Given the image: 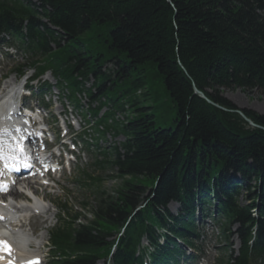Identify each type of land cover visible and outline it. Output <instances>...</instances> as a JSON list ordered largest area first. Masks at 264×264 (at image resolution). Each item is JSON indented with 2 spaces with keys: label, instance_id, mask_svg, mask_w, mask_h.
I'll return each instance as SVG.
<instances>
[{
  "label": "trees",
  "instance_id": "16d2710c",
  "mask_svg": "<svg viewBox=\"0 0 264 264\" xmlns=\"http://www.w3.org/2000/svg\"><path fill=\"white\" fill-rule=\"evenodd\" d=\"M4 36L38 75L66 84L75 103L93 79L90 104L107 97L119 109L123 99L134 115L114 129L125 138L122 153L96 164L110 165L119 186L83 205L86 224L63 206L50 264H142V238L153 248L148 264H179L175 240L194 247L198 206L215 212L225 240L240 243L237 256L216 264H264V116L222 97H264V0H0ZM111 62L113 79L101 73ZM153 79L175 110L173 129L158 125Z\"/></svg>",
  "mask_w": 264,
  "mask_h": 264
},
{
  "label": "rangeland",
  "instance_id": "374dc122",
  "mask_svg": "<svg viewBox=\"0 0 264 264\" xmlns=\"http://www.w3.org/2000/svg\"><path fill=\"white\" fill-rule=\"evenodd\" d=\"M4 53L5 51L0 49V76H3L6 78L7 82H10L14 77L16 68L27 64V58L23 57L21 54L15 55L13 51H10L7 56H5ZM153 74L154 72L152 70L151 72L146 73L149 78L152 77ZM30 75V73L26 74V76ZM47 81L51 85H55V82L52 79L49 78ZM92 83L93 79L89 80V82L84 86L85 89H89ZM3 85L4 83L0 82V88H2ZM153 85L157 95L156 105H160L155 112L158 125L162 129H173L175 126L173 123L176 115L175 110L173 109L168 96L166 93H164L162 85L160 84V80L153 79ZM57 94L58 93L56 91H53L51 97L44 99L47 106L52 107L50 114L55 115L57 110L62 105L66 106L68 116L69 112L73 111L76 115L75 120L83 124V134L80 136L75 134L71 136L75 143L78 144V158L76 163L72 165L70 173H65L62 177L58 179L56 178L55 180L57 182V186L51 187L45 193V195H48H46L48 198L46 201L49 200L53 204V207H51L49 203H46V206L50 207L51 213L53 215L47 214V217L52 215L50 216V219L48 218L49 220L47 217L45 218L47 222L36 220L31 223V225H33L36 229L37 240H39V237L45 233L44 230L48 232L58 226L56 222L58 214L57 207H60L64 201L70 208H72L75 213L81 215V219L79 220L78 224H85V222L90 219V215L86 211H83L82 205L89 204L90 206H95L98 199L97 193L112 195V192L119 186V182L117 180L115 181L111 177L114 172L112 169H110V167L106 166L104 169H98L94 166V162L104 161V158L101 155L104 152L105 147H117L118 144L122 143L123 139L112 138L109 135L106 137V143H104L103 138L95 143V139L98 135H95L94 127H92L91 123L93 120L84 117V114L86 113L85 111L87 109V99L84 96H79L78 100L80 102V108L76 110L70 108L68 99L61 94L59 96L61 104L60 106L57 102ZM222 97L230 101L238 109L250 110L257 113L258 115L264 116V97L259 96L258 92L256 91L247 93H243L239 90L234 92L222 91ZM30 103L35 104L37 101L34 98L32 101H30ZM148 104V102H144L143 107H147ZM87 177L98 179L99 182L95 185H92L91 187L85 185L89 184ZM78 182H83L85 184H80ZM177 210L178 208L175 206H169V211L171 213L177 214ZM199 215V213H196L195 216V226L197 233L199 234V240L197 242L198 249H196V251L185 249V256L198 255L197 257H200V255H202V264H216V262L223 255L227 254L228 246H226V243L222 239V235L219 230L220 225L218 221L212 217V214L210 213L209 217L203 220H198ZM32 229L34 228L32 227ZM41 242L44 245L43 250H41V246L40 248L38 247V241H36L37 244L35 245V249L33 251L37 252L41 257H43V264H48L50 262L51 255L49 251L47 234L44 236ZM229 244H231L234 253H236L238 249V242L236 238L232 237ZM45 245H48V247Z\"/></svg>",
  "mask_w": 264,
  "mask_h": 264
},
{
  "label": "bare ground",
  "instance_id": "6f19581e",
  "mask_svg": "<svg viewBox=\"0 0 264 264\" xmlns=\"http://www.w3.org/2000/svg\"><path fill=\"white\" fill-rule=\"evenodd\" d=\"M14 80H15V78H13L12 80H11V83L12 82H14ZM11 83H5L4 84V87L6 86H8V85H10ZM63 110H62V108H59L58 109V112H62ZM7 129H9V127H8V125H7V123H5L4 121H3V118H2V115L0 114V131H5V130H7ZM22 181H23V183H24V185H26L28 188H30V189H33V179L32 178H25V179H21ZM21 189H22V187H21ZM23 190V189H22ZM34 195H36V193H33ZM37 197H38V199H39V201H43V202H45L48 198H47V196L45 195V194H43L42 196H38L37 195ZM29 205H31L29 208H34V209H32V210H35V209H37V210H40V217L41 218H46L47 217V214H50V208L49 207H44V206H38V205H32V204H29ZM15 207V206H14ZM20 209V208H19ZM11 210H13V209H11ZM32 210L30 211V212H32ZM7 215H6V217L8 218V219H11V213H9V212H7V211H4ZM20 212V211H19ZM19 214V213H18ZM53 215V214H52ZM52 215H49V217H47V219L49 218L50 219V216H52ZM45 221H47V220H45ZM2 222V221H1ZM4 222V221H3ZM19 228H30V230L29 231H31L32 233H34V229H32V227L30 226V224H28V225H26V224H20V226H19ZM10 232V234L8 233V232ZM1 234H3V235H5L4 237L9 241V245L10 246H13L14 248H17V247H20V246H22L23 244H22V242H23V236L24 235H22L21 233H19L18 231H16L15 229H11V230H9V229H6V230H4V231H1L0 232V235ZM44 234H46V231H45V233ZM44 234L43 235H41L40 237H39V240H38V247L41 245V240L44 238ZM25 237V236H24ZM37 241V240H36ZM31 244V243H30ZM32 245V244H31ZM18 249H20L19 250V255H20V257L21 256H25V254H26V249H24L23 247L22 248H18ZM32 258H30V259H27V260H31Z\"/></svg>",
  "mask_w": 264,
  "mask_h": 264
},
{
  "label": "snow or ice",
  "instance_id": "6c2138e0",
  "mask_svg": "<svg viewBox=\"0 0 264 264\" xmlns=\"http://www.w3.org/2000/svg\"><path fill=\"white\" fill-rule=\"evenodd\" d=\"M6 131L7 130H5V132ZM3 147L4 146L2 144H0V159H3L5 161H7V160H15L16 157H14V156H7V155H5L3 153ZM17 149L20 152H23V148L20 147L19 143H17ZM25 166L26 167H30V165H28V164H25ZM5 167L6 168H8V167L15 168V165L9 166L8 164H5ZM6 189H7V185H4V184L0 183V190H6ZM0 219H3V217H0ZM0 251L6 252L9 255H11L12 249H11V247H10V245H9V243L7 241L0 239ZM10 264H11V262H10ZM29 264H32V262H29ZM35 264H39L38 259L35 262Z\"/></svg>",
  "mask_w": 264,
  "mask_h": 264
},
{
  "label": "water",
  "instance_id": "95a60500",
  "mask_svg": "<svg viewBox=\"0 0 264 264\" xmlns=\"http://www.w3.org/2000/svg\"><path fill=\"white\" fill-rule=\"evenodd\" d=\"M194 93L196 95L200 96L201 98L205 99L204 96L200 92H198L196 89H194ZM207 102L210 103L209 101H207ZM241 116L245 119V117L242 114H241ZM245 120L249 123L250 126H253V124L251 122H249L247 119H245Z\"/></svg>",
  "mask_w": 264,
  "mask_h": 264
}]
</instances>
